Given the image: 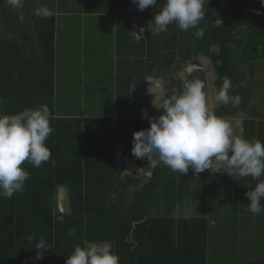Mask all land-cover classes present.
Here are the masks:
<instances>
[{
    "label": "trees",
    "instance_id": "obj_1",
    "mask_svg": "<svg viewBox=\"0 0 264 264\" xmlns=\"http://www.w3.org/2000/svg\"><path fill=\"white\" fill-rule=\"evenodd\" d=\"M95 3L106 12L117 10L125 27L128 21L124 18L134 19L130 11L132 0H89V4ZM164 3L165 0H157L154 8L141 12L147 38L136 43L135 60L146 65L139 72L146 75L152 69L155 71L156 66L160 73L174 77L179 66L201 57L209 71L206 78L213 112L235 120L237 108L222 104L216 96L224 78L231 82L230 96H236L244 89L237 73V52H241L243 59H248L253 67L252 61L261 58L264 4L261 0L208 1L204 20L198 25L204 30V36L199 38L195 35L197 28L182 31L175 23L170 24L166 32L154 31L150 21ZM47 4L52 5L48 0ZM253 4L254 9H251ZM5 5V0H0V11L6 8ZM92 10L98 12L100 9ZM247 10L251 11L250 18H241ZM104 11L101 9L100 12ZM52 13L50 18L35 13L25 15L24 29L18 23L19 17V20H16L17 16L7 17V28H2L3 33L8 30L21 33L23 39L8 40L0 34L3 114L12 115L26 108L46 105L51 112L50 126L54 129L45 141L51 150L50 160L40 167L25 162L22 167L30 173L25 191L10 199L0 197V264H65L66 258L77 245L82 246L84 240L109 242L118 254L120 264H208L209 221L206 217L153 216L148 211L154 194L162 196V191L167 192V198L176 190L175 186L164 187L165 166L158 164L155 167L152 180L147 183L152 189L145 188L141 195L135 196L136 209L130 206L132 200L127 198L129 183L120 179L117 146L121 143L126 151L129 150L133 133L150 127L149 121L142 118V114L100 112L82 116L66 109L63 113L57 110L58 49L64 48L65 37L74 36L78 31L66 20L60 35V12L53 10ZM69 15L64 16L69 18ZM29 19L35 23L33 47L29 46L30 41L28 43ZM220 20L223 23L214 26ZM124 84L130 88L129 81ZM183 84L180 79V91ZM263 116L264 112L250 114L251 119L246 120L245 127L264 128V120L260 119ZM171 182L175 183V180ZM60 186L68 187L70 214L58 211ZM179 187L182 189L181 184ZM73 228L76 234L70 236L69 230ZM29 237L33 238L31 243ZM41 238L53 247L45 250L43 259L37 260L38 250L33 247ZM246 264H264V257Z\"/></svg>",
    "mask_w": 264,
    "mask_h": 264
},
{
    "label": "rangeland",
    "instance_id": "obj_2",
    "mask_svg": "<svg viewBox=\"0 0 264 264\" xmlns=\"http://www.w3.org/2000/svg\"><path fill=\"white\" fill-rule=\"evenodd\" d=\"M48 1H51L52 5L47 4V0H24L23 9L16 10L5 0L6 8L0 11V34H4L8 40L23 39L21 33L10 30L3 33L2 28H7L6 18L12 19L17 16L16 20L20 18L18 23L24 29L27 20L25 15L35 13V10L41 6H46L57 13L60 12V35L63 22L66 20L70 25L75 26L74 29L78 33L65 37L64 48L58 49L57 110L63 113L66 109V111L70 110L71 113L82 116H87L89 113L95 115L100 112L109 114L119 112L130 116L142 114V110H147V114L156 112L151 101L145 100L143 96L133 91L132 81L127 78L135 64L138 69L134 85L139 86L146 77L144 73L139 72L146 65L135 60L137 51L134 45V42L147 38L144 27L146 23L140 17L142 11L132 3L130 11L134 15V23L131 18L126 17L124 19L128 22L125 27L122 19H119L116 14L117 10L106 12L100 4H89V0ZM208 1L210 0H206V3ZM111 6L113 7L112 4ZM92 8L100 9L99 13L94 12ZM250 8L254 9V4ZM101 9L105 13H101ZM65 14H70V17H65ZM241 16V18L248 19L251 11L247 10ZM34 24L29 19V40L27 39L28 43L30 41L29 46L36 41ZM123 36H125V45L120 43ZM129 48L130 55L128 54ZM235 58L238 62L237 73L244 89L238 94L241 102L233 107L237 108L235 111L237 117L234 118L245 127L248 124L246 120L251 119L250 114L264 112V50L261 58L252 61L254 67L248 59H243L241 52H237ZM200 66L206 68V63L201 57H195L185 66H179L177 74H174L176 76L174 81H167L169 90H179L176 81L191 79V68ZM206 73L208 76V69ZM201 78L205 79L204 76ZM126 81H130V88H126L124 84ZM153 81L156 82V78ZM148 82L149 80L145 83ZM145 83L144 88L141 89L148 92L151 83L148 87ZM204 83L207 98L210 100L207 91L208 84L206 81ZM240 104L243 105L239 108ZM123 149L122 145H118L120 179L121 182L128 181L130 190L127 198L132 200L131 208L136 209L134 198L141 195L145 188L152 189V186L147 183L152 180L157 164H150L147 158H137L126 150L124 152ZM173 179L175 183L171 182ZM162 182L165 188L171 189L175 186L176 190L167 198L165 197L166 191V193L162 191V196L159 193L154 194V200L148 206L149 213L153 216L177 218L206 217L209 221L208 264H246L264 257V212L259 215L249 212V200L245 196V192L251 190L248 185L251 184L254 187L257 181L250 176L240 180L228 178L219 173L209 174L206 171L197 174L194 179L190 173L181 180L179 173L165 166ZM180 182L182 189L179 187ZM235 197L236 201H234ZM113 201L116 203L115 200ZM261 203L264 204V200Z\"/></svg>",
    "mask_w": 264,
    "mask_h": 264
},
{
    "label": "clouds",
    "instance_id": "obj_3",
    "mask_svg": "<svg viewBox=\"0 0 264 264\" xmlns=\"http://www.w3.org/2000/svg\"><path fill=\"white\" fill-rule=\"evenodd\" d=\"M7 3L16 10L24 7V0H7ZM132 3L144 11L154 8L157 0H132ZM205 4L206 0H165L150 21L153 30L166 32L175 23L182 31L197 28L195 35L203 38L204 30L198 25L205 16ZM35 15L50 18L53 13L41 6ZM221 23L222 20L217 21L214 26L219 27ZM149 81L152 106L159 115L149 116L147 110H142V118L149 121L150 127L133 133L132 154L184 176L190 168L196 174L209 169L222 171L240 180L250 176L257 183L254 187L249 184L251 190L245 192L248 211L254 215L264 212L261 203L264 180L260 179L264 176V142L255 138L247 140L234 131L241 127L239 120L215 115L208 107L206 86L201 79L185 78L182 91H170L164 77L154 83ZM231 87L230 80L224 78L216 99L224 105L235 106L241 101L238 95H229ZM3 103L0 98V197L10 199L25 191V182L30 179V173L22 167L25 162L40 167L50 160L51 150L45 141L54 129L50 126L51 112L46 105L7 115L2 112ZM75 234V228L69 230L70 236ZM32 239L29 237V243ZM52 247L41 238L33 247L38 250L35 259H43L45 250ZM112 249L106 241L84 240L66 258L65 264H120L118 254Z\"/></svg>",
    "mask_w": 264,
    "mask_h": 264
},
{
    "label": "crops",
    "instance_id": "obj_4",
    "mask_svg": "<svg viewBox=\"0 0 264 264\" xmlns=\"http://www.w3.org/2000/svg\"><path fill=\"white\" fill-rule=\"evenodd\" d=\"M134 23V22H133ZM122 42H120L122 45H125V36H123L122 37ZM142 39H140L138 42H140ZM136 43L137 42H134V45H135V51H137L138 49H137V45H136ZM124 48H125V46H124ZM128 54L130 55V48H129V51H128ZM194 59V58H193ZM192 59V60H193ZM192 60H189L187 63H189L190 61H192ZM186 63V64H187ZM186 64H184V65H181V66H185ZM200 68H202V70H200ZM138 68H137V64H135V65H133V68L131 69V73L130 74H128L127 75V78L129 79V80H131L132 81V85H133V91L134 92H137L138 93V95H140V96H143L144 98H145V100H147V101H151V103H152V99H153V96H152V94L148 91V89H147V91L148 92H146L145 91V89H141V88H144L143 87V84L147 81V80H151L153 83H154V81H153V79L154 78H156V80H158L160 77H164L165 78V80L166 81H168V80H172V81H174V79H175V75H174V77H172L171 75H166L164 72L163 73H160L159 71H158V68L155 66V71H153V69L151 70V72H147L146 73V77H144V79L145 80H143V78H141L142 80H143V82H141L140 83V85L139 86H135L134 85V81H135V75L137 74V72H136V70H137ZM192 70H190V73H191V76H193V77H198V78H200V76H204L205 77V79H202V80H204V82L206 81V84H208L207 82H208V80H207V74H206V68L204 67V66H200V67H195V68H191ZM194 69V70H193ZM135 71V72H134ZM56 73H57V67H56ZM175 74H177V73H175ZM145 75V74H144ZM134 78V79H133ZM55 80H56V76H55ZM183 81V80H182ZM184 82V81H183ZM151 82L149 81L148 83H145V86H149V84H150ZM176 83H180V80L179 81H176ZM151 85V84H150ZM129 87H131V83H130V81H129ZM140 87V88H139ZM146 87V88H147ZM207 91H208V87H207ZM209 94V93H208ZM55 97H56V91H55ZM208 99V98H207ZM208 107L213 111V109L211 108L212 107V105H210V100L208 99ZM152 105V104H151ZM151 105H150V107H151ZM153 107V106H152ZM155 109V108H154ZM155 113H158L157 115H159V112L158 111H156ZM229 119H231V120H233L232 118H229ZM262 120H264V116L261 118ZM234 131H237L238 132V134H240V135H242L243 136V138H245V139H247V140H252L253 138H255V139H258V140H260L261 142H264V141H262V138H264V128H262V129H256V130H254V129H247L246 127H244L243 125H242V123H241V127L239 128V129H237V130H234ZM119 145H122V149L124 150V152H126L125 150V146H123V144H119ZM133 146V145H132ZM131 146V147H132ZM118 147V146H117ZM132 149V148H131ZM127 152H130V154H132V152H131V150H130V148H129V150H127ZM133 155V154H132ZM214 159V158H213ZM147 162V161H146ZM158 165V164H157ZM217 166H219V165H217ZM120 168V167H119ZM206 172H208L209 174H212V173H219V174H221V175H224V176H226V177H228V178H231L232 176H229L226 172H216V171H213L212 169H209V170H205ZM192 174L193 175V179H194V176H196L197 174L196 173H194L193 171H192V169L190 168V170H189V172L187 173V175H181L180 176V179L182 180V179H185L187 176H189V174ZM199 174V173H198ZM201 174V173H200ZM233 178V177H232ZM261 180H264V178L263 177H261ZM195 181V180H194ZM181 184V182L179 183V185ZM183 196H184V194H183ZM237 200V198L235 197L234 198V201H236Z\"/></svg>",
    "mask_w": 264,
    "mask_h": 264
},
{
    "label": "water",
    "instance_id": "obj_5",
    "mask_svg": "<svg viewBox=\"0 0 264 264\" xmlns=\"http://www.w3.org/2000/svg\"><path fill=\"white\" fill-rule=\"evenodd\" d=\"M202 70V68H200ZM58 211L62 214L72 212L68 187L60 186L57 192Z\"/></svg>",
    "mask_w": 264,
    "mask_h": 264
},
{
    "label": "flooded vegetation",
    "instance_id": "obj_6",
    "mask_svg": "<svg viewBox=\"0 0 264 264\" xmlns=\"http://www.w3.org/2000/svg\"><path fill=\"white\" fill-rule=\"evenodd\" d=\"M191 78H196V77L191 76ZM200 79L202 80L201 76H200ZM117 149H118V148H117Z\"/></svg>",
    "mask_w": 264,
    "mask_h": 264
}]
</instances>
